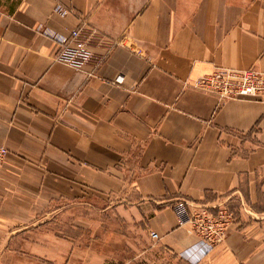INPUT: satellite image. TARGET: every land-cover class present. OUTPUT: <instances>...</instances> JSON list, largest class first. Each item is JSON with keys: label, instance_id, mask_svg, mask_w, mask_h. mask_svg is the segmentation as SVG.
<instances>
[{"label": "crops", "instance_id": "obj_1", "mask_svg": "<svg viewBox=\"0 0 264 264\" xmlns=\"http://www.w3.org/2000/svg\"><path fill=\"white\" fill-rule=\"evenodd\" d=\"M77 28L94 50L78 70L54 37ZM252 67L264 0H0V264H103L82 239L50 237L79 205L145 218L155 257L264 264V102L195 86ZM181 199L235 211L208 254Z\"/></svg>", "mask_w": 264, "mask_h": 264}, {"label": "built area", "instance_id": "obj_2", "mask_svg": "<svg viewBox=\"0 0 264 264\" xmlns=\"http://www.w3.org/2000/svg\"><path fill=\"white\" fill-rule=\"evenodd\" d=\"M66 13V10H62ZM59 43L56 61L75 69H83L94 57L87 40L80 36V29H75L69 36L55 35ZM196 87L217 95L219 101L256 99L264 102V71L257 68L234 69L223 68L210 73L196 81ZM8 149L0 146V173L5 162ZM175 211L180 225L188 223L198 235L202 253L208 254L216 244L228 237L229 230L236 223L235 211L229 200H219L213 203L192 204L187 199L179 200ZM155 241L160 240L158 231H151Z\"/></svg>", "mask_w": 264, "mask_h": 264}, {"label": "rangeland", "instance_id": "obj_3", "mask_svg": "<svg viewBox=\"0 0 264 264\" xmlns=\"http://www.w3.org/2000/svg\"><path fill=\"white\" fill-rule=\"evenodd\" d=\"M114 202H117L115 199ZM84 204V203H83ZM79 213H69L53 219L49 224H64V231L49 232L50 237H75L82 239L83 249L89 250L103 264H182L176 256L162 248V255L154 256V246L159 243L150 235L145 222L132 219L130 213L112 209L111 212H90L86 205H79ZM135 217L134 211H131ZM149 248L143 256L141 252ZM153 252L151 257V253ZM91 255V254H90ZM91 255V256H92ZM139 255H141L139 257ZM161 259V263L158 261Z\"/></svg>", "mask_w": 264, "mask_h": 264}]
</instances>
